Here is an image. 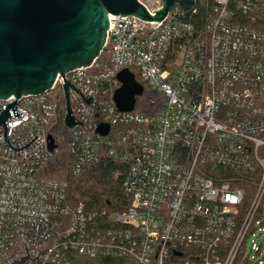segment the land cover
Wrapping results in <instances>:
<instances>
[{
    "label": "built area",
    "instance_id": "obj_1",
    "mask_svg": "<svg viewBox=\"0 0 264 264\" xmlns=\"http://www.w3.org/2000/svg\"><path fill=\"white\" fill-rule=\"evenodd\" d=\"M125 70L143 88L130 112L114 99ZM13 103L0 124V264H264V0H194L157 22L109 15L93 64L45 95L0 99V116ZM57 110L72 178L113 158L127 209L72 203L69 181L46 174Z\"/></svg>",
    "mask_w": 264,
    "mask_h": 264
},
{
    "label": "water",
    "instance_id": "obj_2",
    "mask_svg": "<svg viewBox=\"0 0 264 264\" xmlns=\"http://www.w3.org/2000/svg\"><path fill=\"white\" fill-rule=\"evenodd\" d=\"M161 1L162 9L152 15L138 0H0V99L45 95L58 76L93 64L106 42L109 15L157 22L174 5L190 10L194 3ZM119 81L122 86L114 96L116 105L121 112H130L143 88L129 70L119 75ZM69 87L66 82L65 125L72 128L75 120ZM15 104L0 116L1 125H5ZM99 132L106 135L109 127L103 125Z\"/></svg>",
    "mask_w": 264,
    "mask_h": 264
},
{
    "label": "trees",
    "instance_id": "obj_3",
    "mask_svg": "<svg viewBox=\"0 0 264 264\" xmlns=\"http://www.w3.org/2000/svg\"><path fill=\"white\" fill-rule=\"evenodd\" d=\"M56 94L59 97L61 93ZM63 117L64 111L57 110L49 127V134L54 138L59 153L50 161L46 174L69 181L68 197L72 203L82 202L90 210L105 208L109 212H120L127 209L128 197L122 189L124 174L113 158L106 157L98 164L86 165L80 176L72 178L70 169L74 159L66 146L64 135L67 130L63 125ZM115 174L118 176L115 177ZM98 262V259L77 256L73 264Z\"/></svg>",
    "mask_w": 264,
    "mask_h": 264
},
{
    "label": "rangeland",
    "instance_id": "obj_4",
    "mask_svg": "<svg viewBox=\"0 0 264 264\" xmlns=\"http://www.w3.org/2000/svg\"><path fill=\"white\" fill-rule=\"evenodd\" d=\"M146 96V94L144 95ZM255 241L257 243L258 246H263V249H264V234H258L255 238Z\"/></svg>",
    "mask_w": 264,
    "mask_h": 264
}]
</instances>
